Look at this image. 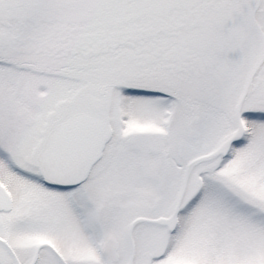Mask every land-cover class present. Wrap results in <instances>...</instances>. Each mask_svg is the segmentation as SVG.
<instances>
[{"label": "snow or ice", "instance_id": "snow-or-ice-1", "mask_svg": "<svg viewBox=\"0 0 264 264\" xmlns=\"http://www.w3.org/2000/svg\"><path fill=\"white\" fill-rule=\"evenodd\" d=\"M0 264H264V0H0Z\"/></svg>", "mask_w": 264, "mask_h": 264}]
</instances>
